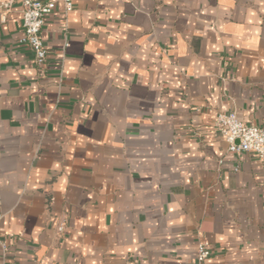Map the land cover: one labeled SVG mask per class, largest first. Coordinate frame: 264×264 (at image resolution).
<instances>
[{
  "label": "crops",
  "instance_id": "crops-1",
  "mask_svg": "<svg viewBox=\"0 0 264 264\" xmlns=\"http://www.w3.org/2000/svg\"><path fill=\"white\" fill-rule=\"evenodd\" d=\"M54 1L41 73L0 21V264H264V165L214 128L264 129V0Z\"/></svg>",
  "mask_w": 264,
  "mask_h": 264
},
{
  "label": "built area",
  "instance_id": "built-area-1",
  "mask_svg": "<svg viewBox=\"0 0 264 264\" xmlns=\"http://www.w3.org/2000/svg\"><path fill=\"white\" fill-rule=\"evenodd\" d=\"M61 6L63 15L67 16L74 7V0H57ZM16 0H0V21L5 22L11 13ZM20 15L22 37L19 44L24 45L33 53L34 64L41 73L46 63L47 51L42 41L41 34L45 19L55 7L54 0H20ZM214 128L227 144L229 153L239 155L248 153L255 156L264 165V129L253 124L240 121L234 111L218 112L215 117ZM62 232L63 227H58ZM0 246L5 248L0 240ZM210 257L207 242L197 245L195 263L205 264Z\"/></svg>",
  "mask_w": 264,
  "mask_h": 264
}]
</instances>
